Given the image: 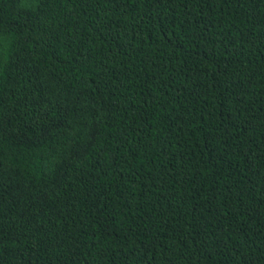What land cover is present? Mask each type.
<instances>
[{"label":"trees","instance_id":"trees-1","mask_svg":"<svg viewBox=\"0 0 264 264\" xmlns=\"http://www.w3.org/2000/svg\"><path fill=\"white\" fill-rule=\"evenodd\" d=\"M0 264H264V0H0Z\"/></svg>","mask_w":264,"mask_h":264}]
</instances>
